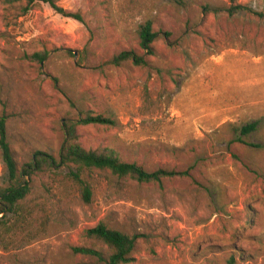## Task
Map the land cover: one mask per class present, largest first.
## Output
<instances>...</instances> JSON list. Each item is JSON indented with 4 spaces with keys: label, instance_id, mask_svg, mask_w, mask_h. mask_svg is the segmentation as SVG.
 Instances as JSON below:
<instances>
[{
    "label": "rangeland",
    "instance_id": "1",
    "mask_svg": "<svg viewBox=\"0 0 264 264\" xmlns=\"http://www.w3.org/2000/svg\"><path fill=\"white\" fill-rule=\"evenodd\" d=\"M235 3L264 14V0ZM230 5L59 1L83 22L42 1L26 13L0 5V115L18 166L36 151L57 157L65 119L91 112L115 125L78 126L85 149H112L147 172L184 173L157 184L85 171L89 202L69 177L35 175L27 202L37 205L38 236L4 241L0 264H103L73 250L91 246L84 231L100 221L136 237L129 264H264V19L230 16ZM147 21L157 33L152 56L137 35ZM42 50L47 58L33 60ZM123 51L147 66L113 65ZM254 122L239 142L234 129ZM95 249L108 257L105 246Z\"/></svg>",
    "mask_w": 264,
    "mask_h": 264
},
{
    "label": "trees",
    "instance_id": "2",
    "mask_svg": "<svg viewBox=\"0 0 264 264\" xmlns=\"http://www.w3.org/2000/svg\"><path fill=\"white\" fill-rule=\"evenodd\" d=\"M42 1L56 13L83 22L79 12H69L59 6L60 0H0V5L22 4L24 13L28 12L37 2ZM231 5L227 9L228 15L232 16L241 11L251 12L253 15L264 19V14L254 13L247 7L236 4L235 0H230ZM139 45L144 51V55L154 54L152 44L157 37V33L152 31V22L139 26L137 30ZM48 52L42 50L32 54V59L42 63L47 58ZM74 56V55H73ZM81 58L78 59L80 63ZM130 62L135 66H147V60L143 55H138L132 51H123L112 57L111 63L118 66L122 63ZM7 116L0 115V161L5 169V180L0 186V244L4 241L17 243L18 237L26 241L38 236L35 228L36 217L34 215L37 205L30 206L27 197L31 191V179L38 174H48L52 179L69 177L77 183L81 189L83 199L89 202L91 190L87 182L82 178V173L92 169L108 171L111 175L121 179H129L137 183H157L163 179L170 178L184 173L158 169L147 172L135 163H126L120 160L119 156L112 149H85L77 133L78 126L103 125L114 126L115 122L111 117L101 114L85 112L77 119L67 118L61 125L62 142L58 151V156L36 151L31 159L22 166H18L14 159L7 136ZM257 123H248L242 127L235 128L234 131L239 135L237 140L243 142L240 136H248L255 132ZM60 166H65L71 171L63 175L61 172L54 171ZM40 222L38 221L37 224ZM85 238L90 242V247H74V252L95 257L103 264H129L133 258L136 243L135 236H128L118 230L112 229L103 221L98 222L94 227L84 231ZM97 246H105L109 255L103 258Z\"/></svg>",
    "mask_w": 264,
    "mask_h": 264
}]
</instances>
